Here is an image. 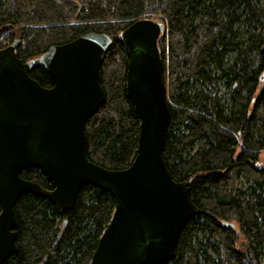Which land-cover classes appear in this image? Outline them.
I'll list each match as a JSON object with an SVG mask.
<instances>
[{
  "label": "trees",
  "instance_id": "trees-1",
  "mask_svg": "<svg viewBox=\"0 0 264 264\" xmlns=\"http://www.w3.org/2000/svg\"><path fill=\"white\" fill-rule=\"evenodd\" d=\"M145 18L164 26L163 157L176 182L188 181L199 209L163 264H264V0H0V50L20 39L18 56L28 63L87 33L108 35L106 99L86 122L87 156L125 170L137 155L140 118L127 96L120 36ZM30 76L53 86L42 65ZM21 177L54 189L38 169ZM115 208L109 192L91 185L63 212L24 193L15 206L19 251L4 264H90Z\"/></svg>",
  "mask_w": 264,
  "mask_h": 264
},
{
  "label": "water",
  "instance_id": "water-1",
  "mask_svg": "<svg viewBox=\"0 0 264 264\" xmlns=\"http://www.w3.org/2000/svg\"><path fill=\"white\" fill-rule=\"evenodd\" d=\"M161 22L140 19L121 33L129 63L126 91L140 118L137 155L125 170H108L87 156L85 125L105 102L101 66L112 40L87 33L24 63L20 39L0 50V264L18 253L15 206L24 193L74 208L82 187L109 192L116 202L90 264H163L176 254L185 225L199 213L188 181L176 182L163 157L170 119L159 39ZM42 65L53 81L30 76ZM264 82V77L261 79ZM40 170L49 190L21 172Z\"/></svg>",
  "mask_w": 264,
  "mask_h": 264
},
{
  "label": "rangeland",
  "instance_id": "rangeland-1",
  "mask_svg": "<svg viewBox=\"0 0 264 264\" xmlns=\"http://www.w3.org/2000/svg\"><path fill=\"white\" fill-rule=\"evenodd\" d=\"M260 160L263 162L264 164V152L261 154L260 156ZM240 243H243V239H241Z\"/></svg>",
  "mask_w": 264,
  "mask_h": 264
}]
</instances>
